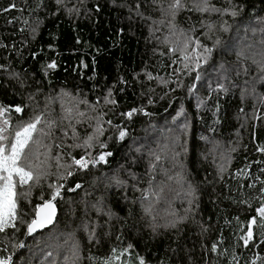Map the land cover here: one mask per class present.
<instances>
[{
    "label": "trees",
    "instance_id": "obj_1",
    "mask_svg": "<svg viewBox=\"0 0 264 264\" xmlns=\"http://www.w3.org/2000/svg\"><path fill=\"white\" fill-rule=\"evenodd\" d=\"M72 1L0 0V126L40 117L44 172L16 183L0 260L264 264V0ZM82 155L96 163L76 168ZM57 186L56 222L27 238Z\"/></svg>",
    "mask_w": 264,
    "mask_h": 264
},
{
    "label": "snow or ice",
    "instance_id": "obj_2",
    "mask_svg": "<svg viewBox=\"0 0 264 264\" xmlns=\"http://www.w3.org/2000/svg\"><path fill=\"white\" fill-rule=\"evenodd\" d=\"M180 0H175L174 4L170 5V7H179ZM7 10V9H6ZM198 10L200 11H209V10H216L213 6H210L207 0H203V3L198 6ZM232 15H236L235 12H232ZM223 27V25H222ZM197 48L200 47L199 41H196ZM195 52L196 49H193ZM211 49L205 47L203 49V56L200 53H196L195 61H194V68H200V62L203 59L205 62L211 56ZM185 60H188V56H184ZM49 67H55L54 64H50ZM185 67L188 68V65L185 64ZM195 79L197 81L200 80V73L197 71ZM194 86L189 87V92L193 91ZM6 108L0 106V116H3ZM16 112H20L21 108L17 106L15 108ZM130 116L131 113H128ZM40 122V117H36L33 122L27 123L25 125H21L15 132V136L10 144V146H5L2 141L7 139L3 133L5 131V127L8 124L7 120H4L3 126H0V232H3L6 227H14L13 222L16 219V183L14 177H18L21 186L26 184L28 180L33 179L34 173L29 165L25 164L27 161L28 156L25 152L29 142L33 139V133L36 131V126ZM102 131V130H100ZM125 135L123 131L120 132L121 138ZM93 137L89 136L88 139L85 141L86 144H89L92 141ZM103 148L104 145L101 144ZM264 151V149H261ZM111 153H102L98 157V161H103L105 156H110ZM96 161H88L85 160L84 157H81L78 160H74V163L78 165L80 168H87L89 163H95ZM72 173L69 172L68 175ZM76 187H79L77 184ZM60 186H57L55 190L51 194V199L45 201L43 204H38L35 208V217L31 220V222L27 225L28 234H32L37 229L43 228L48 224L53 222V219L56 215V208L53 204V201L59 195ZM264 191V189H262ZM257 212L260 216L262 222H264V202L260 208L257 209ZM256 221L252 220L248 224V232H247V240L252 239L253 232H252V225L255 224ZM264 227V223L261 225ZM213 251H215V247H213ZM0 264H11V258L0 260ZM104 264H110V261H105ZM140 264H144V261L141 260Z\"/></svg>",
    "mask_w": 264,
    "mask_h": 264
},
{
    "label": "rangeland",
    "instance_id": "obj_3",
    "mask_svg": "<svg viewBox=\"0 0 264 264\" xmlns=\"http://www.w3.org/2000/svg\"><path fill=\"white\" fill-rule=\"evenodd\" d=\"M58 1V3H64V7H63V10L65 11V12H67V13H73V12H75L76 11V9H77V7H75V4L77 3L76 1H72V0H57ZM186 55V51L185 52H183L182 53V57H184ZM186 56H188L189 58L192 56V53H190V54H188V55H186ZM185 60V59H184ZM189 60V59H188ZM187 61V60H186ZM1 117H2V119L4 118L3 116H0V119H1ZM21 125H25V124H21ZM20 125V126H21ZM6 126H8V124L6 125ZM20 126H18L17 127V129L20 127ZM16 129V130H17ZM16 130H13L12 132H10V131H8V132H5L4 131V133H3V135L7 138V139H5L4 141H2V143L7 147V146H10V144H11V142H12V140H13V138H14V136H15V132H16ZM33 136H34V134H33ZM32 140L29 142V144H28V146H27V148L25 149V152L26 151H30L29 152V154L28 155H32L27 161H25V164L26 165H29L30 167H31V169H32V171H33V173H34V175H42V174H44V172H43V169H41V167H42V165H41V162L38 160V155H37V153H35L34 152V149H32ZM30 148L32 149V150H30ZM68 156V155H67ZM41 157L44 159V160H47L49 157H50V152H47V151H44L43 152V154L41 155ZM81 157H84V159L85 160H88V161H90V160H92V161H96V159H94V158H90V157H86V156H80V157H77V158H72L71 159V163L73 164V166H75L76 167V164L74 163V160H78V159H80ZM59 159L60 161H62L63 162V159L59 156V157H56V159ZM170 159L171 158H168V161H170ZM96 163V162H95ZM43 166H48V165H43ZM81 170H84V168H82ZM14 180H15V183H19L20 184V181H19V178L18 177H14ZM31 180V179H30ZM30 180H28V182L26 183V184H24L23 185V187H26L27 185H29V181ZM21 185V184H20ZM16 191V190H15ZM59 192H60V189H59ZM157 194H160L161 193V189H159V188H157V190L155 191ZM180 195H182V194H180ZM16 199V203H17V198H15ZM153 207V203H151L150 205H149V207L148 206H146L145 207V212L147 213L151 208ZM172 209H173V212L175 211L174 210V208H173V206H172ZM17 216H18V208L16 207V218H17ZM16 220V219H15ZM167 223H169V222H166V223H164V224H167ZM171 223V222H170ZM127 260L128 259H126L125 260V262H127Z\"/></svg>",
    "mask_w": 264,
    "mask_h": 264
},
{
    "label": "water",
    "instance_id": "obj_4",
    "mask_svg": "<svg viewBox=\"0 0 264 264\" xmlns=\"http://www.w3.org/2000/svg\"><path fill=\"white\" fill-rule=\"evenodd\" d=\"M42 204H43V203H42ZM53 204L55 205V208H56V215H55V217H54V219H53V222H52L51 224L46 225V226L43 227V228L37 229V230H36L35 232H33L32 234H28V231L26 230L27 238H28V237H33V236H35L36 234H39V233L45 231L46 229H48V228H50V227H52V226L54 225V223L56 222L57 216H58V208H57V206H56L55 201H53ZM34 217H35V214H34Z\"/></svg>",
    "mask_w": 264,
    "mask_h": 264
},
{
    "label": "built area",
    "instance_id": "obj_5",
    "mask_svg": "<svg viewBox=\"0 0 264 264\" xmlns=\"http://www.w3.org/2000/svg\"><path fill=\"white\" fill-rule=\"evenodd\" d=\"M93 163H89V165H88V167L90 166V165H92ZM87 167V168H88ZM76 168H80L78 165H76ZM87 168H84V169H87ZM80 169H82V168H80Z\"/></svg>",
    "mask_w": 264,
    "mask_h": 264
}]
</instances>
